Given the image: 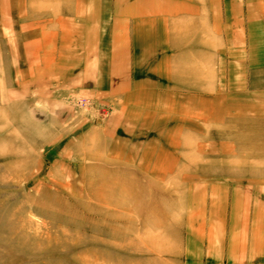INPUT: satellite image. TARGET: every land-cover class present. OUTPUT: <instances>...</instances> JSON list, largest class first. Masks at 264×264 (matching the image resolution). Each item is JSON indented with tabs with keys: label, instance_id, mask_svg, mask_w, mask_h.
<instances>
[{
	"label": "rangeland",
	"instance_id": "obj_1",
	"mask_svg": "<svg viewBox=\"0 0 264 264\" xmlns=\"http://www.w3.org/2000/svg\"><path fill=\"white\" fill-rule=\"evenodd\" d=\"M262 219L264 0H0V264H264Z\"/></svg>",
	"mask_w": 264,
	"mask_h": 264
},
{
	"label": "crops",
	"instance_id": "obj_2",
	"mask_svg": "<svg viewBox=\"0 0 264 264\" xmlns=\"http://www.w3.org/2000/svg\"><path fill=\"white\" fill-rule=\"evenodd\" d=\"M143 37V36H142ZM218 211V209H216L215 211H214V213L215 212H217ZM213 212V211H212ZM213 214V213H212ZM224 220L225 221V214H224V210H220V212H219V214H218V220ZM261 222H263V225L261 226L262 227V233L264 234V232H263V230H264V220L262 219V220H260ZM224 230H225V228H224ZM246 232H248V233H252L250 230L248 231V229H246ZM203 236H205L204 234H203ZM249 236H250V234H249ZM209 248V247H208ZM210 251V250H209ZM245 254H246V256H245ZM215 256V255H214ZM246 258V259H245ZM243 260H245L246 262H247V264H251V261H252V259H251V254L250 253H248V252H244L243 253V259H242V261Z\"/></svg>",
	"mask_w": 264,
	"mask_h": 264
}]
</instances>
